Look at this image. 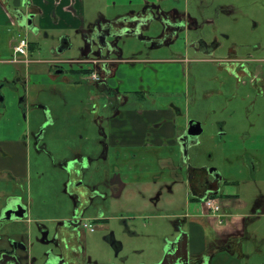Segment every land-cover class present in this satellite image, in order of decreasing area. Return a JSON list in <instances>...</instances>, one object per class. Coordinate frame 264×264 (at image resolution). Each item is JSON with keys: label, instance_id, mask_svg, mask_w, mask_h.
I'll return each mask as SVG.
<instances>
[{"label": "rangeland", "instance_id": "1", "mask_svg": "<svg viewBox=\"0 0 264 264\" xmlns=\"http://www.w3.org/2000/svg\"><path fill=\"white\" fill-rule=\"evenodd\" d=\"M142 8L129 0H85L83 30L117 20L133 35L110 38L109 49L97 55L99 50L94 48L86 56L83 49L87 43L81 32L69 33L72 46L64 52L59 51V29H46L47 36L43 32L27 33L31 62L22 65L8 62L13 59L9 40L14 34L2 33L0 26V82H14L17 69L29 82L27 88L20 85L17 90L1 89L0 84L5 103L0 106V135L11 131L18 136L21 132L30 135L24 194L28 196L30 186L36 211L49 217H70L77 210L81 214L80 253L75 264H153L173 253L179 233L186 234V222L180 215L202 211V204L188 193L184 173L177 168L181 159H186V166H209L220 172L227 181L220 195H238L249 206L253 203L260 210L264 208V95L259 93L264 84L253 82L252 75H232L225 60L233 51L239 59H252L246 64L248 71L264 65V0H161L143 26L134 29L127 13H138ZM170 11L184 17L186 28L176 31L162 19L160 12ZM165 36L169 37L159 43ZM197 37L216 39L218 46L211 55L186 50V44ZM178 56L187 60L180 70L183 82H187L185 90L175 94L151 90L145 97L122 93L119 96L123 100L101 91V83L91 80V73L81 72L91 70L92 65L70 62L107 57L108 68H118L113 82H127V78L134 82L137 70H154L161 65L158 61ZM55 59L63 61L57 64L59 74L53 70ZM172 102L181 109L178 130L187 120H195L202 127L198 143L185 156L177 147L147 151L104 148L108 145L104 135L110 110L156 109ZM106 105L108 109H104ZM89 147L94 151L95 164L81 168L80 182L83 189L95 190L96 196L84 205L79 190L73 196L69 193L68 167L64 165ZM253 155L259 162L254 168L249 161ZM176 174L181 175L176 179ZM167 214L175 218L164 216ZM98 217L100 221L95 220ZM92 220L96 221L95 230L90 232L82 224ZM52 224L43 227L51 239L48 245L40 246L44 254L34 246V264H44L49 254H61L52 240ZM247 231H254V238L246 243L245 257L239 258V264H264V212L248 221ZM116 243L119 248H115ZM227 247V254L233 256L235 247Z\"/></svg>", "mask_w": 264, "mask_h": 264}, {"label": "crops", "instance_id": "2", "mask_svg": "<svg viewBox=\"0 0 264 264\" xmlns=\"http://www.w3.org/2000/svg\"><path fill=\"white\" fill-rule=\"evenodd\" d=\"M30 2L32 6H35L40 11L38 18H36V24L43 30H50L51 28L61 30L65 28L85 29V20L82 17L85 0H30ZM129 2L131 5L134 3L136 7L144 6V8L138 13L131 11L127 14H139L143 16V14H151L156 7H159L161 0H129ZM69 7H72V9ZM2 14L0 8V26L5 23ZM174 14L178 13L174 11ZM53 16L56 17V21L53 19ZM13 34L9 40L11 49L12 44H16L19 39L18 36L16 38L15 33ZM26 41L28 43L26 55L17 56V59H21V62L16 63L17 65L31 62L29 53L32 46L28 40ZM69 48V44L67 46L59 45V51L61 52ZM261 62H264V60H261ZM108 63L109 59L107 58L94 59V63L91 64L92 69H87L92 75L91 80L94 75L99 77L98 80L93 79V81L101 83L99 86L101 91L108 92L107 88H110L115 90L119 96L122 93L136 92L139 90L138 87L142 85L145 94L142 93L140 96L145 97L147 92L149 93L151 90L175 94L176 92H181L182 89H186V83L183 82L184 74H181V66L178 64L171 62L160 63L161 65H157L153 68L154 70L144 67L140 72L139 70L136 71V80L134 82H130L128 78L126 79L127 82H113L112 78L116 75L118 68L116 70L114 68L109 69ZM80 70L84 72L82 69ZM249 72L253 76V82L258 81L264 84V65H257L253 70H249ZM0 84L1 89L7 87L14 90L15 84L12 86V82H0ZM28 85L29 82L25 88ZM262 91L264 95V86ZM1 97L0 106L5 104L2 103L4 99L2 91ZM119 97L121 98V96ZM104 109L106 108L104 107ZM177 119L176 110L165 108L164 106L156 109L146 107L145 109L127 112H123L116 107L112 113L106 116L107 130L104 139L108 145L104 148H112L115 151L123 148H139L143 151L153 150L152 148H170L173 150L174 147H177V137L179 135ZM29 136H26L22 132L18 136L16 132L12 131L0 135V253L12 250L11 246L15 244L16 255L22 259L23 264L35 263L34 246L40 249V246H46L50 242L49 240L51 239L47 238V229H44L46 232L43 230V227H46L45 223H53L55 236L52 240L57 246L65 238L68 240L71 237V228L64 224L68 220V217H49L45 213H42V211H36L35 203L31 195H29L31 192L30 186L28 196L24 194V183L27 181L29 172L28 149L30 147L27 144ZM78 152L75 158L72 160L68 159L64 166L70 162L76 164L81 173V168L89 169L95 164L96 158L92 155L94 151L92 152L91 147L86 148L85 154ZM81 158H83V161L80 160ZM101 158L102 160H107V158L105 159V155L101 156ZM249 161H252V168H254L255 164H259L258 159L254 155L250 156ZM79 185V197L83 200L84 205H87L96 196V191L94 190V192L88 187L83 189L82 183ZM118 193L120 194L121 191ZM216 200L222 206V211L219 214L212 215L210 212V214L200 212L198 214L183 213L180 215L179 218H184L188 227L189 254L197 256L208 252L209 244L213 241L220 247H227L228 238L234 236L236 237L235 240H237L235 249L238 250V259L234 261L232 255L227 254L224 250L219 251L217 255L215 254L216 258H211L209 264H239V258L245 257L243 252L245 251L246 243L250 238H254V231L253 233L247 231L248 221L261 216L264 208L260 210L257 206L252 205L253 203L249 206V202L241 199L238 195H222L216 197ZM6 208H9L8 214L12 215L10 218L1 219L2 211ZM249 208L252 210L247 211ZM76 212L81 217L79 211L77 210ZM14 213L16 216L13 215ZM21 213L24 215L21 216ZM164 216L175 218L174 214ZM95 220L100 221L101 219L98 217ZM37 242H40V244L38 245ZM44 252L41 248L40 253L44 254Z\"/></svg>", "mask_w": 264, "mask_h": 264}, {"label": "flooded vegetation", "instance_id": "3", "mask_svg": "<svg viewBox=\"0 0 264 264\" xmlns=\"http://www.w3.org/2000/svg\"><path fill=\"white\" fill-rule=\"evenodd\" d=\"M58 1V0H57ZM71 1V0H70ZM0 8H1V12L2 17L5 20V23L2 24L1 27H3L2 29V33L3 32H8L9 34H16V38L18 36V41L16 44H12V52H13V59L8 61L11 64H16L21 62V59L18 58L15 55V47L19 44L20 40H25L26 42V35L27 33H33V34H41V32L45 33V36H47V31L43 30L39 27L38 24H36V18H38V14H39V9L36 8L35 6H32L30 0H0ZM70 8V7H69ZM159 8V7H156ZM72 9V7L70 8ZM150 14V13H149ZM149 14H143V16L139 15V14H128V18L129 21H131L133 24H135L134 29H138L141 26H143L142 24H144V20H146L145 18L150 16ZM160 16L162 17L163 20H166L168 23H170V25L175 28L174 30L178 31L181 28H186V20L184 19L183 16L179 15V14H174V11H171L170 13H162L160 12ZM178 18L179 21L178 22H174V18ZM53 19H55L56 21V17L53 16ZM189 19V23H190V18ZM110 22H103V23H97L95 25H93L90 29L83 30V29H72V28H65L63 30L59 29L62 33H58L57 36H61V41H60V45L61 46H67L69 44V47L71 48L72 43H71V36L69 35V33H76V32H81L83 35V40L84 42H86L87 44L85 45V48L83 49L86 53V56H88V53L91 52V50H93L94 48H98L102 49V51L104 50V48H106V44H108V40L110 38H108V35L115 33L117 30H128V33H124V34H130L133 35V33H131V29L125 27L122 22L114 20L111 23H113L112 25L109 24ZM101 28L99 31V35H98V39L94 40L93 38V34L94 31H96V28ZM133 32V31H132ZM24 35V36H22ZM169 35V33L167 34ZM169 37V36H165L162 41L158 40L159 43H163L165 42V38ZM67 44V45H66ZM28 45V43H27ZM187 46L185 47L186 50L192 49L194 52L202 54V55H211L214 50L217 48L218 46V42L216 39H206L203 37H197L196 39H192L191 42H188L186 44ZM100 53H97V55H99ZM22 55H26V47H24V54ZM107 58V57H105ZM94 59H101V57H97V58H82L80 60H75V61H70V62H74V63H85V64H89L91 65L92 63H94ZM227 62H229L231 68V74L232 75H238V76H251V73L248 71L246 64L248 61H251L252 59H239L238 57H236L234 55V52L231 51L229 53V56L227 59H225ZM23 61V60H22ZM187 61L184 58L178 56L176 59H167L164 61H158L159 63H164V62H171V63H175L181 66V64ZM63 61L61 60H52V63H56L53 66V70L55 74H59L61 71V67L58 66L57 64L61 63ZM231 64H233L235 67H237L236 69L233 68L234 66H232ZM243 64V65H242ZM240 67V68H239ZM84 72L83 73H89V71H87V69H82ZM248 72V73H247ZM92 76V75H91ZM99 78V77H98ZM93 80V79H92ZM7 82V81H4ZM27 81H26V77L24 75H20V70L17 69V73H16V79L14 82H12V86L15 84V86L13 87L14 89H18V87H20V85L22 86V88H25L27 85ZM187 83V82H185ZM186 86V84H185ZM139 90H137L136 92H129L131 94H136V95H140L142 93H144L143 87L142 85H140V87H138ZM107 93L109 94V92L113 93L114 95H117L116 91L110 88H107ZM151 93V92H149ZM147 92V94H149ZM159 94H163L162 92H157ZM179 93V92H176ZM259 93H263V91L259 92ZM145 94V93H144ZM167 94V93H165ZM0 96H1V91H0ZM119 100H123V98H120L118 96ZM106 109L107 105L105 106ZM118 109L122 110L123 112H127L130 110H136L133 108H128V107H117ZM165 108H173L174 110H176L178 117L181 116V109L174 103H170L168 106H166ZM115 109V108H114ZM113 109V110H114ZM110 110V109H109ZM110 111L109 113L113 112ZM196 122L199 123L195 120H187V124L185 125V127H183V129L178 130L179 135L177 137V148L181 150V142L179 141V137L181 136H186L188 128H189V122ZM200 124V123H199ZM201 130L202 127L200 126ZM178 129V127H177ZM186 145H188L189 143H193L195 141V139H189L188 136L186 137ZM193 146L195 145H191L190 148L187 150L189 151ZM182 151V150H181ZM186 159H181V161H179V164L177 165L178 169H181L180 173H184L183 177L185 179V183H187V188L189 190V195H191V197L196 200L199 201L202 204V211L204 213L210 214L209 211L206 209L204 202L206 200V198H212L213 200H216V197H218L221 194V186L223 184H227V181H225L224 176L218 172L216 169L214 168H210L209 166H205V167H201V168H193L190 165L185 164ZM252 166V163H251ZM65 167H68V177H69V181L67 184L69 193L73 196V194L75 192L78 191V189L80 188V169L78 168V166L76 164L73 163H69L68 165H66ZM176 168V167H175ZM1 175V174H0ZM181 175V174H179ZM179 175L176 174L175 177L176 179L179 178ZM10 176V175H8ZM11 177V176H10ZM231 182V181H229ZM222 196V195H220ZM217 201V200H216ZM217 203L220 205V213L222 211V206L221 203L219 201H217ZM6 210V209H4ZM4 210L2 211V216L1 219H6V218H10L12 214H5ZM14 216H16V214H13ZM24 215L21 213V216ZM81 217L78 216L77 212L76 215H71L70 217H68V220L66 222H64V224L67 227H70V234L71 237L67 240V238H65L58 247V249H60L61 254L59 255H51L49 254V257L46 258V261L44 264H75L76 259L78 258V255L80 253V248L78 246V239L80 237L79 235V230H78V221H80ZM183 221L186 222V220L184 218ZM93 222L96 221H85L83 222L82 226L84 229H87L90 232H93L95 230V227L93 226ZM88 224L90 225V228L84 227V224ZM177 228V227H176ZM178 229V228H177ZM188 227L186 226V234H182L181 232L178 235V242L175 245L176 247L173 249L175 251H173V253L170 254H165L163 259H161L159 262L157 263H153V264H209V260H211V258L213 259L216 258L215 254L217 255L219 253V251H224L227 253L229 251V249H226L228 247H220L218 245H216L215 241L211 242L208 248V252H205L203 254L197 255V256H192L189 254V249H188ZM77 237V238H76ZM236 237L231 236L230 238H228V245L227 246H234L237 242V240H235ZM77 239V240H76ZM11 244V243H10ZM11 246V245H10ZM12 250L10 251H3L0 253V264H23L22 263V259L16 255V249H14L15 244H12ZM115 248H119L118 244L116 243ZM119 250V249H117ZM214 255V256H213ZM234 256V257H233ZM233 259L235 261V258L238 259V250L235 249L233 252ZM26 264V263H25Z\"/></svg>", "mask_w": 264, "mask_h": 264}, {"label": "water", "instance_id": "4", "mask_svg": "<svg viewBox=\"0 0 264 264\" xmlns=\"http://www.w3.org/2000/svg\"><path fill=\"white\" fill-rule=\"evenodd\" d=\"M110 25H112L113 23H109ZM101 28H96V31H94L95 34H93V38L94 40H97L98 39V35H99V31H100ZM129 31L128 30H117L115 33L113 34H110L108 35V38H115L116 36L120 35V34H124V33H128ZM131 33H133L131 31ZM106 48L109 49V44H106ZM102 52V49H99V53L101 54ZM0 101H2V97L0 96ZM202 132L201 128H200V124L199 123H194L192 121L189 122V128H188V131H187V134L186 136H181L179 137V141L181 142V150L184 154V156L187 154V150L188 148L193 144H197L198 143V137L200 135V133ZM188 136L189 139H195V141L193 143H189L188 145H186V137ZM10 208V207H9ZM9 208H6V210H4V213L7 214L8 213V209Z\"/></svg>", "mask_w": 264, "mask_h": 264}, {"label": "built area", "instance_id": "5", "mask_svg": "<svg viewBox=\"0 0 264 264\" xmlns=\"http://www.w3.org/2000/svg\"><path fill=\"white\" fill-rule=\"evenodd\" d=\"M24 47L27 48V41L25 42V40H20L19 44L15 47V55L17 56L24 54ZM93 79L98 80V77L94 75ZM204 205L212 215L220 213V205L216 200H213L212 198H206ZM84 227L90 228V225L85 223Z\"/></svg>", "mask_w": 264, "mask_h": 264}]
</instances>
